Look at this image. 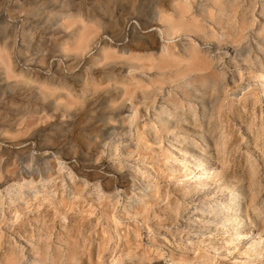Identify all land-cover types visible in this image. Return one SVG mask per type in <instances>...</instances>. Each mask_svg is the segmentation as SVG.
<instances>
[{"label":"rangeland","instance_id":"rangeland-1","mask_svg":"<svg viewBox=\"0 0 264 264\" xmlns=\"http://www.w3.org/2000/svg\"><path fill=\"white\" fill-rule=\"evenodd\" d=\"M174 1L0 0V264H264V0H191L211 68L149 70Z\"/></svg>","mask_w":264,"mask_h":264},{"label":"bare ground","instance_id":"bare-ground-1","mask_svg":"<svg viewBox=\"0 0 264 264\" xmlns=\"http://www.w3.org/2000/svg\"><path fill=\"white\" fill-rule=\"evenodd\" d=\"M230 1L232 0H225V2L227 3ZM205 6L206 5L203 6L202 4H200L198 9L194 11L193 6L191 5V0H175L173 5V13L166 14L164 12H160L158 14V21L162 23V26L160 28L162 32V39L165 40L167 43L162 44L158 51V56L156 55V57L148 58L150 63L148 67L149 70L155 69L158 71H162L166 68H175L180 71L182 68V63L186 61L189 62L185 69L186 73L196 71L200 68H202V70L211 68V63H207L202 59L200 48L197 45L192 44V42L181 39L179 41L180 49H178L177 51L171 48L168 43L169 41L171 42V40L174 39L176 36H184L188 35L189 33H194L200 30L203 27V20L199 18V13L203 10ZM72 18L73 16L71 14H67L62 16L60 20L64 19L70 21ZM65 27L69 28V26ZM236 33H238V31ZM94 36L95 33L89 32L88 29H86L85 27L77 31H72L70 41L66 43L65 48L67 49L68 46H71V49H73L78 55H84L91 49ZM111 55L112 53L109 48H100V59H108L109 57H111ZM200 63L203 64L202 67L199 66ZM0 65L7 71L8 75L11 76L15 74L16 76L17 71L14 67L15 65L12 60V56L7 50V48L1 45ZM132 67L133 66H131L130 68ZM19 74L20 76L29 78L28 75L21 70L17 72V75ZM141 74V77H143L144 75L150 77V75H147L145 71H143ZM205 84L208 85L214 92L219 86L220 82L214 76L208 74L205 79ZM13 187L14 186L9 187V192L12 191L11 189ZM19 192L20 189L14 187V193L17 195Z\"/></svg>","mask_w":264,"mask_h":264}]
</instances>
